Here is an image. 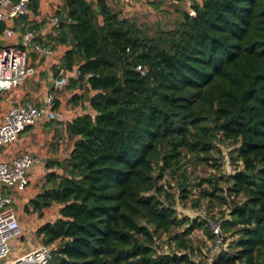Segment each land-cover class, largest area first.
I'll list each match as a JSON object with an SVG mask.
<instances>
[{
	"label": "trees",
	"instance_id": "trees-1",
	"mask_svg": "<svg viewBox=\"0 0 264 264\" xmlns=\"http://www.w3.org/2000/svg\"><path fill=\"white\" fill-rule=\"evenodd\" d=\"M64 3L54 39L67 46L62 64H77L76 80L93 91V112L67 123L63 173H47L52 187L30 201L61 205L38 229L54 245L48 264H195L188 236L213 234L203 218L178 216L160 181L184 152L209 153L218 139L238 143L230 158L241 168L218 178L225 189L210 179L213 189L201 191L229 207L221 232L233 239L211 264H264V0H196L173 27L152 31L106 0ZM28 15L14 19L16 31L40 28ZM163 234L180 252L156 249Z\"/></svg>",
	"mask_w": 264,
	"mask_h": 264
},
{
	"label": "crops",
	"instance_id": "crops-1",
	"mask_svg": "<svg viewBox=\"0 0 264 264\" xmlns=\"http://www.w3.org/2000/svg\"><path fill=\"white\" fill-rule=\"evenodd\" d=\"M87 1H90L95 7V0ZM163 1L179 4L183 9L186 6H188L187 9H190L191 5L190 0H159L160 3L155 0H106L108 6L113 11L119 12L121 16L135 18L143 17L150 11L155 13L157 9L154 5L162 6L163 3H166ZM39 8L46 14L43 20H39L36 16ZM65 10L64 0H57V5L40 1L36 13L29 11V19L42 24L39 28L43 34L42 40L48 39L51 42L54 55L43 58L37 53L31 52L28 65L33 69V73L19 88L0 93V121L10 105L25 102L39 104L48 91L53 92L56 96L55 108L60 114L59 119L55 121L42 120L28 126L11 147H0V158L12 156L21 150H28L41 158L40 163L30 171L26 188L13 193V206L21 226V234L10 242V257L12 258L32 247L45 244V241L42 240L44 235L38 233V229L47 222H54L60 216L61 205L52 202L49 206L38 210L32 207L30 201L52 187L53 184L46 180L47 173H63V168L59 163L69 156L73 145V138L67 130V123L78 115L93 112L88 100V96L92 95L93 91L88 88L85 80H76L79 77L77 64L71 68L62 64L67 46L57 42L54 39L55 33L50 32V29L45 26L47 15L57 13V11L65 15ZM63 68L70 75L68 84L63 88H57L54 83L62 76L60 71ZM52 157H60L61 160L54 162L48 160ZM6 192L8 193V191Z\"/></svg>",
	"mask_w": 264,
	"mask_h": 264
},
{
	"label": "built area",
	"instance_id": "built-area-1",
	"mask_svg": "<svg viewBox=\"0 0 264 264\" xmlns=\"http://www.w3.org/2000/svg\"><path fill=\"white\" fill-rule=\"evenodd\" d=\"M30 1L0 0V22L4 24L0 32V39L4 40L3 46L0 47V93L19 88L33 73V69L28 65L31 52H35L43 58L54 55L52 47L32 42L35 37L43 36L41 29L31 28L24 32L15 30L14 19L29 13ZM40 1L57 5V0H38V2ZM189 12L190 14L194 13L192 10ZM45 15L39 8L36 15L38 19L43 20ZM45 23L50 32L56 33L60 19L56 13H53L46 16ZM19 42L32 44L26 47H17ZM135 68L141 73L146 71V68L141 64H137ZM60 73L62 76L54 83L57 88L67 86L70 76L64 68ZM55 103L56 96L53 92L48 91L39 104L25 102L10 105L0 121V147L9 148L14 145L28 126L42 120L55 121L59 119L60 114L55 108ZM40 161L41 158L38 155L28 150H21L12 156L0 158V264H48L51 259L54 245L50 244H40L16 257H10V242L21 234V226L13 206V193L26 188L30 171ZM202 217L213 234L212 243L205 251V264H211L224 244L221 220L214 221L206 215H202Z\"/></svg>",
	"mask_w": 264,
	"mask_h": 264
},
{
	"label": "rangeland",
	"instance_id": "rangeland-1",
	"mask_svg": "<svg viewBox=\"0 0 264 264\" xmlns=\"http://www.w3.org/2000/svg\"><path fill=\"white\" fill-rule=\"evenodd\" d=\"M158 1L159 0H155ZM196 0H190V3ZM162 6L155 4L156 12L152 11L144 14L143 17L137 18L139 24H145L150 30L156 28L168 29L174 26L183 11H188L186 8H182L179 4H175L171 1H163ZM163 7V8H160ZM179 7V8H178ZM181 7V8H180ZM187 9V10H185ZM149 31V32H151ZM238 143L218 139L215 141L214 150L209 153H190L184 152L182 161L177 164L173 171L170 169L165 170L163 173L161 184L164 186L166 193L171 195L174 202L178 216L186 215L190 219L198 217L203 218L202 215H206L214 221L222 220L228 212V205L221 203L218 199L208 196L202 197V190H212L213 184L209 182L210 179L215 183V179L218 180V186L225 189L226 184L219 180L221 175H225L232 172L235 169L241 168L239 160H233L230 158L231 150L236 147ZM234 155V153H233ZM184 162V165L181 164ZM179 184H186L185 186L189 190L187 198L179 197ZM219 194L225 195L223 192ZM165 199V192L160 196ZM173 197V198H172ZM237 199H240L238 197ZM184 225L183 227H185ZM208 226V225H207ZM182 228H176L172 230V234L177 231H182ZM189 237V253L191 260L195 264H205V251L209 249L212 239L204 233L203 229H194ZM233 238H229L228 234H225V243L221 249H227L228 244ZM156 249L159 252L177 251L180 249L176 246L175 242L169 240L168 235L163 234L156 240Z\"/></svg>",
	"mask_w": 264,
	"mask_h": 264
},
{
	"label": "water",
	"instance_id": "water-1",
	"mask_svg": "<svg viewBox=\"0 0 264 264\" xmlns=\"http://www.w3.org/2000/svg\"><path fill=\"white\" fill-rule=\"evenodd\" d=\"M3 44H4V40L0 39V47H2ZM48 160L54 162V161H59V160H61V159H60V157H59V158H58V157H52V158H50V159H48ZM42 240H43V242H44V241H45V237H43Z\"/></svg>",
	"mask_w": 264,
	"mask_h": 264
}]
</instances>
